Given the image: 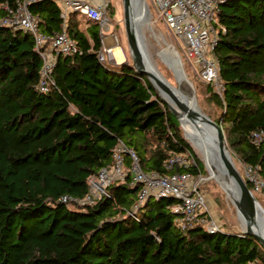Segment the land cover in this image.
I'll return each instance as SVG.
<instances>
[{"label": "trees", "instance_id": "obj_1", "mask_svg": "<svg viewBox=\"0 0 264 264\" xmlns=\"http://www.w3.org/2000/svg\"><path fill=\"white\" fill-rule=\"evenodd\" d=\"M15 1L0 0V20ZM28 8L44 33L65 30L82 52L59 55L54 84L42 93L33 35L0 23V264H264V246L245 232L180 229L173 197L135 208L141 186L130 174L92 203L61 200L85 198L119 142L144 171H203L196 158L188 169L165 168L172 154L195 152L147 75L129 61L99 60L98 22L79 12L65 21L57 0ZM215 19L224 90L202 84L215 111L203 109L221 124L233 158L264 180V0H222Z\"/></svg>", "mask_w": 264, "mask_h": 264}, {"label": "built area", "instance_id": "obj_2", "mask_svg": "<svg viewBox=\"0 0 264 264\" xmlns=\"http://www.w3.org/2000/svg\"><path fill=\"white\" fill-rule=\"evenodd\" d=\"M33 0H16L13 5H6V16L0 23L13 29L30 32L33 35L35 49L42 58L40 80L37 88L48 93L54 84L53 72L59 55H75L82 51L65 30L54 35L44 33L39 26V18L28 8ZM62 7L61 16L65 21L70 12H79L87 19L100 24L102 48L99 60L106 64H116L114 47L119 40L114 37V44H106L112 35V22L109 18V0H57ZM222 0H151L157 14L170 31L182 44L186 59L194 66L197 75L206 83L214 85L218 93L224 90L220 73L219 60L215 47L219 39V29L215 26L216 12ZM147 3L150 7L149 0ZM255 142H260L262 133H254ZM131 158V166H126V157ZM195 157L189 153H174L165 163L167 170L177 167L188 169L195 165ZM132 176V184L141 186L139 199L135 208L141 206L148 198L173 197L177 203L172 207L176 213V225L183 231L198 225L207 230L217 231L221 228L206 214L208 203L205 193L200 188L201 174L194 176L188 171L160 173L144 171L135 151L119 142L114 153V164L102 168L98 174L89 179V192L83 199L64 196L61 200L68 204H89L95 199L108 195L107 189L116 182H124ZM245 178L252 185L254 193H262L264 180L258 167L245 165ZM244 232V231H243Z\"/></svg>", "mask_w": 264, "mask_h": 264}, {"label": "rangeland", "instance_id": "obj_3", "mask_svg": "<svg viewBox=\"0 0 264 264\" xmlns=\"http://www.w3.org/2000/svg\"><path fill=\"white\" fill-rule=\"evenodd\" d=\"M149 4L150 7L148 8L150 12V22H149L150 30L147 31V35H148L147 47H148V52L150 54V58L159 68L161 73L169 80H171L170 82L173 85L179 87L180 78L177 75V72L179 70L178 69L179 59L177 55H179L183 65V69L188 79L192 82L195 88L198 103L194 99L192 90H190L191 87L185 83L194 104L198 107V109H200L201 107L203 111H204L203 108H205L206 111L208 112H214L215 106L206 99V94L202 93L203 90L202 84L206 85V82H204L197 75L194 66L186 59L181 42L176 39L174 34L170 31L168 26L162 20V18L159 17V15L157 14L155 8L151 3V0H149ZM109 8H110L109 18L112 22L113 34L111 36H108V38H110L109 41L110 40L112 41L114 40L113 38L116 37L120 43V46H118L117 49L122 48V50H118L115 52V59L117 61L116 64L120 65L124 62H127V60L125 59L124 51L128 56L127 58H129L128 61L133 63L132 54L128 46L126 30L124 25L123 0H109ZM84 17L86 18V16ZM81 26L86 27V23L83 22ZM107 39L105 40L107 41ZM175 52L177 53V55ZM170 56L172 57V59ZM174 57L177 60L176 63L178 65L175 63ZM110 65L116 66L115 64H110ZM182 125H180L182 134L187 139L192 149L194 150L195 158L196 160H198L199 166L200 168H202L203 171V173L199 178H200L201 191L205 193L208 203V210L206 214H208L210 219H212L223 230L243 232L246 227L244 221L239 215L235 203L233 202L234 200L229 195L227 190L224 187H222V185L218 182V180L213 177L208 167L206 166L205 161L203 160L199 147L186 134L185 127L184 125L182 127ZM233 160L235 162L237 169L243 176L244 180L247 181L244 174L245 165L238 158H233ZM255 196L257 197L261 205L264 207V190L262 193H255Z\"/></svg>", "mask_w": 264, "mask_h": 264}, {"label": "water", "instance_id": "obj_4", "mask_svg": "<svg viewBox=\"0 0 264 264\" xmlns=\"http://www.w3.org/2000/svg\"><path fill=\"white\" fill-rule=\"evenodd\" d=\"M143 4L144 12L146 13L149 22H150V12L147 0H139ZM124 4V25L126 30V37L128 46L130 48L133 60V66L136 71L141 74L147 75L152 85L156 89L159 96L168 104L170 111L172 114L178 119L180 125H182L181 121V111H185L189 114L190 118L193 120L204 122L212 132L217 136L220 145V155H221V163L225 175L227 179L231 182V189L234 192V203L238 209L239 215L244 221L245 230L244 232L254 236L263 246H264V234L255 230V225L257 221L258 213L264 214V207L261 205L255 193L248 186V182L244 180L243 176L237 169L235 162L233 160V156L231 151L228 148L227 138L225 133L221 127V124L214 121L209 115H207L202 108L200 109H190L184 103H182L172 92L170 87L159 77L156 76L155 73L150 71L144 63V55H143V45L141 44V40L137 35L136 31V23H135V15H136V5L134 0H123ZM176 53V52H175ZM177 55V53H176ZM178 57V72L177 75L180 77V80L185 82L187 85L191 87L192 94L194 96L195 101L198 103L195 88L192 82L188 79L181 62L179 55ZM163 88L176 102L178 108L172 107L159 93L157 85ZM183 127V125H182Z\"/></svg>", "mask_w": 264, "mask_h": 264}, {"label": "bare ground", "instance_id": "obj_5", "mask_svg": "<svg viewBox=\"0 0 264 264\" xmlns=\"http://www.w3.org/2000/svg\"><path fill=\"white\" fill-rule=\"evenodd\" d=\"M136 5V15H135V23H136V31L137 35L141 40V44L143 45V55H144V63L147 65L148 69L156 74L157 77L162 79L172 90L174 95L184 103L188 108L197 110L198 107L194 104L190 93L188 92V88L185 85V82L179 80V87L173 85L167 77H165L159 68L155 65V63L150 58V54L148 52L147 41L148 35L147 31L150 30L149 19L144 12L143 4L139 0H134ZM118 47V46H117ZM115 48V47H114ZM171 57V56H170ZM172 59V57H171ZM175 59V57H174ZM176 63V59L174 60ZM177 64V63H176ZM178 65V64H177ZM180 78V77H179ZM156 84V83H155ZM157 85V84H156ZM160 95L172 106L178 108L175 100L165 91L163 88L157 85ZM191 90V89H190ZM179 109V108H178ZM181 121L186 130V134L197 144L199 147L203 160L206 163L209 171L213 175L214 178L218 180V182L224 187L229 195L234 196V192L231 189V182L227 179L225 172L221 163V155H220V145L217 136L212 132V130L201 121L193 120L190 118L189 114L185 111H181ZM234 197H232L233 199ZM234 200V199H233ZM257 221L255 225V230L264 234V214L258 213Z\"/></svg>", "mask_w": 264, "mask_h": 264}, {"label": "crops", "instance_id": "obj_6", "mask_svg": "<svg viewBox=\"0 0 264 264\" xmlns=\"http://www.w3.org/2000/svg\"><path fill=\"white\" fill-rule=\"evenodd\" d=\"M109 36H111V35H109ZM107 38H108V37H107ZM109 39H110V38L107 39L106 44H108V45H112V44H114V41H113V40H112V41H111V40L109 41ZM119 44H120V43H119ZM119 46H120V45H119ZM115 48H116V49H115V51H114V54H115L116 51H118V50H122V48H121V49H117L118 47H115ZM123 50H124V49H123ZM124 54H125V59L128 61L129 58H127L128 56L126 55L125 51H124Z\"/></svg>", "mask_w": 264, "mask_h": 264}]
</instances>
